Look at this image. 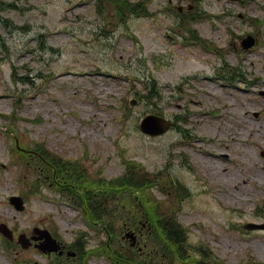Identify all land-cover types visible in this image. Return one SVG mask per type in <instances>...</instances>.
<instances>
[{
  "label": "rangeland",
  "instance_id": "374dc122",
  "mask_svg": "<svg viewBox=\"0 0 264 264\" xmlns=\"http://www.w3.org/2000/svg\"><path fill=\"white\" fill-rule=\"evenodd\" d=\"M124 1L0 0V223L14 236L0 232V264L55 261L17 242L35 226L69 241L89 230L93 250L107 238L42 182L17 136L92 179L130 164L148 172L154 186L139 192L177 209L209 252L201 264L264 263V228L245 227L264 223V0H128L138 11ZM201 9L210 16L194 21ZM248 34L257 39L246 50ZM151 80L157 96L144 98ZM152 111L175 127L144 134ZM12 195L25 198L22 211ZM88 264L110 262L96 254Z\"/></svg>",
  "mask_w": 264,
  "mask_h": 264
},
{
  "label": "trees",
  "instance_id": "16d2710c",
  "mask_svg": "<svg viewBox=\"0 0 264 264\" xmlns=\"http://www.w3.org/2000/svg\"><path fill=\"white\" fill-rule=\"evenodd\" d=\"M154 87V86H153ZM150 176H143L140 179L135 178L131 173L118 177L113 181L107 183L108 188L116 186L119 192L126 191L131 188L132 192H136L134 189L141 190L150 181ZM103 186V183L100 184ZM154 224L157 226V234L160 236L162 242H165L169 248L173 251L174 255H179L180 258H187L188 254L183 251L184 245L187 241L186 230L177 222L175 218H161L159 214L154 212ZM114 254L118 257L121 264H151L145 259L139 258L138 255L128 256L127 253L122 252L119 249L114 250ZM165 256L164 254H162Z\"/></svg>",
  "mask_w": 264,
  "mask_h": 264
},
{
  "label": "water",
  "instance_id": "95a60500",
  "mask_svg": "<svg viewBox=\"0 0 264 264\" xmlns=\"http://www.w3.org/2000/svg\"><path fill=\"white\" fill-rule=\"evenodd\" d=\"M247 44L246 46H249L251 44H253L254 40L250 37L247 40ZM170 126V121L156 116V115H147L141 122V128L143 131L147 132V133H151V134H159L164 132L165 130H167ZM14 199H18L20 200V198H14ZM18 206L20 208H22L21 204H18ZM46 236L49 239L48 243H47V248L44 249H48V250H53L57 248V243L56 241L51 237L50 233L48 231H46ZM21 242L25 245L28 246L29 245V240L25 237V235H21L20 237Z\"/></svg>",
  "mask_w": 264,
  "mask_h": 264
},
{
  "label": "bare ground",
  "instance_id": "6f19581e",
  "mask_svg": "<svg viewBox=\"0 0 264 264\" xmlns=\"http://www.w3.org/2000/svg\"><path fill=\"white\" fill-rule=\"evenodd\" d=\"M206 77V76H205ZM206 78H208V77H206ZM230 179H233V177H230V176H228V180H230ZM242 197H240L239 196V199H241Z\"/></svg>",
  "mask_w": 264,
  "mask_h": 264
}]
</instances>
